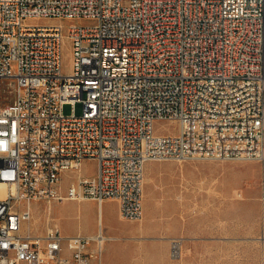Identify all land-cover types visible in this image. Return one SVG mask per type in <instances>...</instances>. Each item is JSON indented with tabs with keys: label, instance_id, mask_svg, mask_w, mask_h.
I'll return each instance as SVG.
<instances>
[{
	"label": "built area",
	"instance_id": "built-area-1",
	"mask_svg": "<svg viewBox=\"0 0 264 264\" xmlns=\"http://www.w3.org/2000/svg\"><path fill=\"white\" fill-rule=\"evenodd\" d=\"M165 162H264V0H0V264H100V226L37 236L34 207L115 200L141 221Z\"/></svg>",
	"mask_w": 264,
	"mask_h": 264
},
{
	"label": "rangeland",
	"instance_id": "rangeland-1",
	"mask_svg": "<svg viewBox=\"0 0 264 264\" xmlns=\"http://www.w3.org/2000/svg\"><path fill=\"white\" fill-rule=\"evenodd\" d=\"M65 64L67 73L69 50ZM72 111L73 106H65V115ZM76 113H82L81 105ZM174 126L156 125L161 133L174 131ZM95 169V162L87 161L82 173L93 175ZM76 176L62 178L64 192ZM263 187L264 162L151 163L145 172L141 221L121 219L110 202L115 200L105 202L102 226L108 241L100 264H264ZM33 212L25 229L37 236L50 224L64 236L99 232V205L93 200L40 203Z\"/></svg>",
	"mask_w": 264,
	"mask_h": 264
},
{
	"label": "crops",
	"instance_id": "crops-1",
	"mask_svg": "<svg viewBox=\"0 0 264 264\" xmlns=\"http://www.w3.org/2000/svg\"><path fill=\"white\" fill-rule=\"evenodd\" d=\"M144 197H145V196H144ZM108 201H110V200H106L105 202H108ZM105 202L102 204V210H103V207H104ZM110 202L114 203V205H115L116 208H117V211H118L119 217H120L119 203H118L117 201H110ZM87 206H88V208L92 207L91 205H88V204H87ZM120 218H121V217H120ZM96 234H97V230H95L94 232L88 234L87 236H95ZM77 235H81V232H78Z\"/></svg>",
	"mask_w": 264,
	"mask_h": 264
},
{
	"label": "bare ground",
	"instance_id": "bare-ground-1",
	"mask_svg": "<svg viewBox=\"0 0 264 264\" xmlns=\"http://www.w3.org/2000/svg\"><path fill=\"white\" fill-rule=\"evenodd\" d=\"M244 103H251V96H244ZM102 206H99V217H100V220L101 222L99 223V226L102 228V230L104 229L103 228V219H102Z\"/></svg>",
	"mask_w": 264,
	"mask_h": 264
}]
</instances>
